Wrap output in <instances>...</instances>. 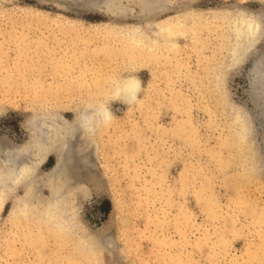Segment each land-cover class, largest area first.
<instances>
[{
	"label": "rangeland",
	"instance_id": "374dc122",
	"mask_svg": "<svg viewBox=\"0 0 264 264\" xmlns=\"http://www.w3.org/2000/svg\"><path fill=\"white\" fill-rule=\"evenodd\" d=\"M163 1L154 17L141 0H0V168L34 170L25 185L0 186V264H264V115L252 80L264 28L245 55L233 31L239 12L264 17V0ZM174 16V47L130 65L124 34L146 41L154 20ZM130 71L141 101L109 102L96 168L80 180L69 168L57 194L29 183L55 160L32 158L30 129L62 134ZM45 207L72 213L98 250L78 247L64 213L43 225Z\"/></svg>",
	"mask_w": 264,
	"mask_h": 264
},
{
	"label": "bare ground",
	"instance_id": "6f19581e",
	"mask_svg": "<svg viewBox=\"0 0 264 264\" xmlns=\"http://www.w3.org/2000/svg\"><path fill=\"white\" fill-rule=\"evenodd\" d=\"M141 1L142 2L145 1L148 5H150V8L152 9V15L154 17L156 15H158L160 12H163L165 8L170 7V6L164 5L163 0H141ZM239 13H240V19H239V21H237L235 23V25H234L235 27H234L233 31L235 33V38L237 39V41H239L240 44H243V49L245 51H242L241 55H243V54L245 55L246 51L248 49H250L251 45L254 44V40L256 38L258 39L260 32L263 31L262 29L264 28V20L262 23V21L260 19L261 18L263 19L264 17H262V16L258 17V15H257V17H252V16L244 14L243 12H239ZM259 14H260V12H259ZM152 24H153L152 28L155 29V32L153 33V35L156 38L155 37L151 38V36H149V38H146L147 39L146 41H142V38H140L138 36V32L135 29H132L129 31L127 30L128 31L127 35L124 34L123 40L124 41L125 40L130 41L129 45H128V47L130 49L127 48L126 50H128V51L125 52L129 55V58H131V60H129L130 65H132L133 62H135L136 66L144 64L147 57H149L155 53L160 52V48L162 47V45L165 42H166L165 45L169 46L170 48L174 47L173 37L177 33V26L180 25L179 17L177 18L176 16H174V17L169 18L165 21H159L158 20L157 22L154 20ZM117 28L119 29V31H121L119 27H117ZM104 33L109 34V35L117 34V29H116V27L109 28V29H106ZM15 36H18V38H20V35H18L17 33H15ZM157 38H158V41H157ZM162 41H164V42H162ZM167 42L169 44H167ZM238 51H239V49H238ZM235 53H237V52H235ZM159 55H161V54H159ZM233 62H234V60H233ZM260 63H262L263 66L258 68L257 70H255V68H254L253 73L255 75H254V79L252 78V80H253V83L255 84V88L253 90H254V93L256 96H254V98L255 97H257V99L259 98V100H260L259 105H261L262 112L264 115V62L260 61L259 64ZM116 76L117 77L121 76V73L119 72L118 75H116ZM122 77H125V75H122ZM252 86H254V85H252ZM102 105L103 104L100 101L94 102L93 104H88V108H86L85 110H82L79 114H76L74 117V120L72 122L67 120V122L65 123V125L63 127L64 130H63L62 134L59 131H55V132L52 131L50 133V135H48L47 137L44 136L43 139H40V136H41L40 134H42V133H40V131H38L39 128L37 129V128L32 126L33 128L30 129V131H29V133H30L29 141H30V143L35 144V149H34L33 153H31V154H33L32 158L34 155H38L40 157V162H42L45 159V157L49 153H51L54 156L55 160H54V164H53L52 168L49 171L42 173L38 177H37V175H34L33 177H31L32 180L31 179H29L30 181L28 180L29 183L33 182L37 187L42 186L43 183H45L46 188L49 190V192L50 193L52 192V194H54L56 192L55 189H57V188L60 189L59 188L60 187V180H62L63 178L65 179V178L69 177V170H68L69 168L72 167V169L73 168L76 169V168L80 167L79 169H76L77 172H75L73 169L75 174L72 177L75 178L76 180L82 179L83 173L85 171H88V170L93 171L96 168V167L94 168L91 165H89L90 164L89 160H90L91 156H94L95 154L99 155V152H98L99 144L97 141V138H98L97 137V135H98L97 131H98V128H100L102 125L105 124V123H103L102 113H101L100 108H99V106H102ZM262 112H260V114ZM238 114H239V112H238ZM243 114H246V113H243ZM240 115L242 116V113H240ZM237 118H238V116H237ZM239 119L237 120V122L239 121ZM244 122L245 121L243 120V123ZM245 123H247V122H245ZM247 124L250 125V122ZM240 129H241V133L238 132L240 135V138L241 139L247 138L246 135L248 136L250 131L248 132L247 131L248 129L243 128V126ZM253 140H254V138H253ZM233 141H234V139H233ZM249 141H250V139H249ZM254 141H253V143H254ZM247 142H248V140H247ZM250 144H252V143H250ZM9 148H11V147L9 146L8 149ZM14 148H15V146H14ZM249 149H250V147H249ZM251 149H250V151H251ZM7 152H9V151H7ZM23 152H21V153H23ZM12 154L13 153L11 152V155H10L11 158H12ZM256 157H258V156H256ZM18 159H20V158H18ZM247 159H249V158H247ZM26 160L28 162V160H30V159H24V163L26 162ZM9 161H11V160H9ZM9 161H8V163H10L9 166L7 165L6 167H4V164H2V166L0 168V186H2V188L6 187L7 184L10 183L11 178L13 176L20 183L22 182V184L25 185L26 178L28 179V177H30V174H33L32 172L31 173L29 172V170H33V168L31 169L32 166L30 167L29 163H27L28 166L26 164H25V166L23 164L22 165L23 167L20 165L18 167L15 166V168H18V169L14 168V171H13L14 165L12 164V161L11 162H9ZM32 161L33 160L31 159V162ZM261 161H263V160H261ZM31 162H30V164H31ZM32 163H34V162H32ZM35 163H37V162H35ZM34 164H33V166H34ZM92 164H93V162H92ZM29 167H30V169H29ZM73 171H72V173H73ZM67 180H68V178H67ZM72 182H75V181H72ZM63 183L65 184L66 182H63ZM58 191L59 190H57V192ZM57 192H56V194H57ZM84 194H85V192H84ZM55 197L56 196L54 195V198ZM53 207H54V205H53ZM60 207H62V206H60ZM44 210L46 211L47 214H46V219L42 221L43 225H47V224L49 225V223L51 225V223L53 224L55 222H53V221L49 222L50 220H52V219L55 220V217H57V218L61 217V219H62V213L65 214V212L62 210H59V211L58 210L54 211V209L53 210H46V207L44 208ZM58 215H60V216H58ZM65 215L67 216L68 224H70L73 228L76 229V233H77L76 241L79 243L78 247L82 248V250L85 249V251H86V249L94 251V248H96L98 250L99 243H101L100 241L102 239L97 238V237L93 236L91 233L82 230V228H81L82 225L80 226L77 223V220L76 221L74 220L75 217H73L72 213L67 212ZM56 224H58V225H56V226H58V228L61 227L59 222H57ZM95 252L98 253L97 251H95Z\"/></svg>",
	"mask_w": 264,
	"mask_h": 264
},
{
	"label": "clouds",
	"instance_id": "9594fccd",
	"mask_svg": "<svg viewBox=\"0 0 264 264\" xmlns=\"http://www.w3.org/2000/svg\"><path fill=\"white\" fill-rule=\"evenodd\" d=\"M135 72H130L127 77L118 76L114 78L112 82V87L109 93L108 103L99 106L102 113L103 123L107 124L111 121L113 114L109 110L108 104L111 101H122L129 106L139 104L141 101L139 94L142 89L141 80L132 75Z\"/></svg>",
	"mask_w": 264,
	"mask_h": 264
}]
</instances>
